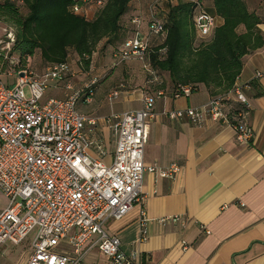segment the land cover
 Masks as SVG:
<instances>
[{
	"label": "built area",
	"instance_id": "obj_1",
	"mask_svg": "<svg viewBox=\"0 0 264 264\" xmlns=\"http://www.w3.org/2000/svg\"><path fill=\"white\" fill-rule=\"evenodd\" d=\"M104 1L81 0L72 9L89 18L88 8L94 5L96 9ZM156 4L149 7L148 30L151 35L165 38V24L156 13ZM131 21L133 35L114 54L113 66L139 59L155 76L149 61L150 39L141 31L143 19L135 15ZM194 24L201 40L211 36L217 25L216 16L199 0ZM15 40V27L0 21V190L8 199L7 206L0 208V246L20 245L36 230L24 264H83L95 249L107 264H142L140 253H125L119 236L109 233L106 225L110 220H121L136 204L144 203L142 188L147 171L172 178L178 170L176 164L158 169L144 162L149 122L156 115L155 97L146 95L143 107L113 114V159L106 163L93 158L89 154L91 147L100 155L106 150L95 135L97 120L81 114L77 104L81 100L92 102L97 79L75 88L71 82L75 72L68 61L33 68L12 52ZM59 83H66L67 95L47 97V90ZM250 87V83L235 84L203 107L172 110L166 115L171 119L188 117L194 125H203L209 118L232 124L224 100L248 106L245 90ZM182 90L186 96L191 93L189 86ZM118 95L115 89L109 99ZM246 116V110L240 111L238 124H232L239 142L253 137ZM87 123L93 126L89 131L95 139L88 136ZM149 220L143 204L140 241L147 238ZM61 244L71 250H58Z\"/></svg>",
	"mask_w": 264,
	"mask_h": 264
},
{
	"label": "crops",
	"instance_id": "obj_2",
	"mask_svg": "<svg viewBox=\"0 0 264 264\" xmlns=\"http://www.w3.org/2000/svg\"><path fill=\"white\" fill-rule=\"evenodd\" d=\"M141 2L145 0L131 2L122 20L125 26L133 27L130 18L141 10ZM202 2L204 8L216 16L217 25L221 24L223 19L215 13L214 0ZM246 2L250 10L261 17L259 27L264 34V0ZM139 15L143 17L142 33L155 44L157 37L149 33L147 18L142 12ZM74 72L71 82L75 88L91 79L98 80L92 102L81 100L77 104L81 114L97 120L95 135L106 150L100 155L91 147L89 154L93 158H101L106 163L112 161L116 149L112 115L141 108L144 97L152 95L156 115L149 122L144 162L158 169L173 164L178 166L172 178L157 172L145 173L143 204L150 218L146 240H139L143 204H136L121 220L107 223L108 232L119 236L121 249L127 254L138 251L142 264H264V46L244 57V66L236 81V85H251L245 90L249 100L246 121L253 130L248 142L238 141L232 124L209 118L203 125H194L188 117L171 119L166 115L168 111L206 105L211 95L203 85L188 96H174L175 89L167 74V81L151 75L154 80L150 81H155L154 84L134 89L130 83L138 78L146 81L149 74L139 67L126 69L129 81L118 82L119 97L107 103L106 95L109 98L115 85L104 86V81L114 77L116 80L114 74L102 73L87 79L81 72ZM65 84L51 87L47 97H65L69 92ZM91 127L87 123L86 131L95 139L89 131ZM7 204V197L0 190V208ZM175 217L179 219L174 221ZM0 247L1 255L10 263H25L29 250L20 252L16 246L8 244ZM83 264L107 263L102 253L95 249Z\"/></svg>",
	"mask_w": 264,
	"mask_h": 264
},
{
	"label": "trees",
	"instance_id": "obj_3",
	"mask_svg": "<svg viewBox=\"0 0 264 264\" xmlns=\"http://www.w3.org/2000/svg\"><path fill=\"white\" fill-rule=\"evenodd\" d=\"M132 1L105 0L88 18L72 9L81 0H1L0 19L15 27L12 52L23 61L40 50L45 64L64 62L73 51L88 67L100 43L114 47V58L132 37L134 27L122 22ZM197 1L178 0L169 6L163 18L166 36L154 35L157 41L150 42L149 61L156 74H169L174 96L184 95V86L195 92L203 85L211 98H217L234 88L244 57L264 46L259 27L262 19L250 10L246 0H214L215 13L223 22L216 25L211 36L201 40L194 24ZM21 4L27 7L26 14L21 13ZM224 101L232 124H238V113L246 106Z\"/></svg>",
	"mask_w": 264,
	"mask_h": 264
},
{
	"label": "rangeland",
	"instance_id": "obj_4",
	"mask_svg": "<svg viewBox=\"0 0 264 264\" xmlns=\"http://www.w3.org/2000/svg\"><path fill=\"white\" fill-rule=\"evenodd\" d=\"M1 1V0H0ZM144 1V0H142ZM178 0H145V3L141 2V6L142 8H140L141 10L137 11L138 13H136V15H139L141 12L144 13V16L148 19H150L149 17V7L151 5H153V3H157L156 4V13L159 15V17L164 18V14L166 15L169 11V6L171 4L176 3ZM95 10V6L92 5L90 8H88V13L90 16H93ZM20 11L22 14H26L27 13V7L23 6L21 4L20 7ZM143 18V17H142ZM0 21L6 25V22L3 21L2 19H0ZM142 27V25H141ZM114 47L113 46H104V44H99L96 48V51L93 53L92 57H91V62L89 64V66L87 67V65L83 62H80V58L79 56L71 51L70 52V58L68 60V62L70 63V65L72 66V69L78 72H81L83 75H86L85 78H91L92 75H99V74H114L116 76V80L113 79H109L107 78L104 81V86H109L110 83H114L115 86H113L112 90L110 92L113 91V89H118L120 91V87L118 85L119 83H126L129 81V79H127L126 77V69H130L132 70L133 68L137 69L139 67L140 71H143L145 74H149L148 78L146 77V81L145 80H140V78H138L136 81H132L130 83V85L132 86V88H138V87H142V86H146V85H151L152 83L154 84L155 81L151 82L150 80H154L151 78V73L149 71H147L144 68V64L141 60L139 59H130L127 62H123L121 63L118 67L113 68V58H112V51H113ZM19 57V55L17 56ZM21 62H24L28 65H30L33 68H40L44 65V61L41 57V53L40 50H37L35 52V54L33 56L28 57L27 59H25L24 61L21 59V57H19ZM20 62V63H21ZM22 64V63H21ZM86 67V68H84ZM167 74L168 73H160V75L157 73L156 77H158V80H160V76L161 79L167 81ZM150 76V77H149ZM154 76V75H153ZM166 76V77H165ZM166 78V79H165ZM128 80V81H126ZM157 82V81H156ZM118 85V86H117ZM48 92V90H47ZM109 92V93H110ZM103 92L100 93V97L103 96L102 94ZM120 93V92H119ZM28 94V91H27ZM98 94V93H97ZM119 96H117L116 98L113 99V102L117 100ZM106 102L109 103L110 100L108 98V94L106 95ZM36 230H34L33 232H31L29 234V236L27 237V239L20 245H14L12 243H9V246H16L15 249L20 250V252H25V250H29L30 251V244L35 236ZM63 244H61L57 249L61 250L64 246H62ZM2 250V247H0V251ZM69 250V249H68ZM0 264H12L10 263L5 257H3L0 253Z\"/></svg>",
	"mask_w": 264,
	"mask_h": 264
}]
</instances>
